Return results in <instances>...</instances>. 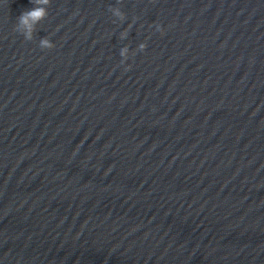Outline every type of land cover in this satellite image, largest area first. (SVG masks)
I'll return each instance as SVG.
<instances>
[{"label": "water", "instance_id": "95a60500", "mask_svg": "<svg viewBox=\"0 0 264 264\" xmlns=\"http://www.w3.org/2000/svg\"><path fill=\"white\" fill-rule=\"evenodd\" d=\"M33 7L0 0V264H264V0H51L28 41Z\"/></svg>", "mask_w": 264, "mask_h": 264}, {"label": "clouds", "instance_id": "9594fccd", "mask_svg": "<svg viewBox=\"0 0 264 264\" xmlns=\"http://www.w3.org/2000/svg\"><path fill=\"white\" fill-rule=\"evenodd\" d=\"M34 4V7L30 10H25L21 13V15L17 18V22L15 24L14 30L23 35L25 40L31 41L33 39V33L36 31V26L44 20L48 16L47 6L50 5L51 0H31ZM110 11L112 14L117 17L120 21H124L126 19L125 13H123L118 7H111ZM158 30L159 26H157ZM127 36V30L121 33V38H125ZM40 48L43 49H52L55 45L50 41L49 38H42L39 42ZM147 45L145 43H141L138 46L139 51H143ZM128 49L127 47L122 48L120 50V56L127 59L126 53ZM124 60H121V63H124ZM130 68V66H129ZM128 69H126L127 71Z\"/></svg>", "mask_w": 264, "mask_h": 264}]
</instances>
